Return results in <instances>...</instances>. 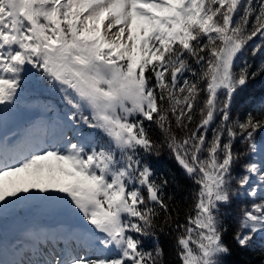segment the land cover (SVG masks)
Here are the masks:
<instances>
[{
    "label": "snow or ice",
    "instance_id": "obj_1",
    "mask_svg": "<svg viewBox=\"0 0 264 264\" xmlns=\"http://www.w3.org/2000/svg\"><path fill=\"white\" fill-rule=\"evenodd\" d=\"M253 41L264 56V0H0V121L29 78L67 109L0 139V214L31 199L77 218L44 264H165L166 231L178 264H224L234 204L236 244L264 238V114L233 115L264 74L236 68ZM162 146L194 185L183 218L147 160Z\"/></svg>",
    "mask_w": 264,
    "mask_h": 264
},
{
    "label": "rangeland",
    "instance_id": "obj_2",
    "mask_svg": "<svg viewBox=\"0 0 264 264\" xmlns=\"http://www.w3.org/2000/svg\"><path fill=\"white\" fill-rule=\"evenodd\" d=\"M238 63L239 60L237 61ZM49 108L56 113L67 110L58 92L45 85L42 81L29 78L25 82L24 90L17 101L16 107L7 114L5 120L0 121V139L5 136L20 139L34 122L39 121L41 118L46 119L51 114L48 111ZM83 130L85 132L88 131L86 128ZM31 191L36 190H30L29 195H31ZM56 213H70L72 215L66 207L60 204L31 199L14 205L6 213L0 214V248L3 244H9L16 239L14 245L0 251V260H32L44 264L46 261L54 260V256H57L58 253L62 252V254H65L66 251L70 250L72 247L66 244V241L62 238L69 228L47 229L33 227L20 234L10 231L11 224L15 222H20L33 216L45 218ZM74 218L78 222L77 218ZM254 241L264 244V238L261 237L255 238Z\"/></svg>",
    "mask_w": 264,
    "mask_h": 264
},
{
    "label": "trees",
    "instance_id": "obj_3",
    "mask_svg": "<svg viewBox=\"0 0 264 264\" xmlns=\"http://www.w3.org/2000/svg\"><path fill=\"white\" fill-rule=\"evenodd\" d=\"M249 42L239 63L236 64L237 70L243 66V59H247L252 64V70L256 68L258 63L264 56L258 54L253 57L251 48L254 43ZM252 112L257 118L264 114V74L257 75L255 79H249L247 85L238 90L233 99V115L239 114L241 118L247 113ZM199 119V117H197ZM211 133H209V136ZM153 139H159V132L154 130ZM240 147L239 143L236 145ZM157 176H163L169 179V186L166 189V196H173L174 203L181 209V217L183 218L184 210L190 203V193L193 189V182L179 168L172 154L166 147H160L158 154L154 152L147 157ZM188 198L185 200V198ZM239 215V206L234 204L231 209V216L226 220L228 231L224 234V241L230 247L231 254L224 258V264H260L264 259V246L256 241L247 248H240L233 234L236 231V220L234 217ZM159 243L164 249L165 264H178L176 251L174 247L175 233L165 232L159 235ZM152 246V245H148Z\"/></svg>",
    "mask_w": 264,
    "mask_h": 264
},
{
    "label": "water",
    "instance_id": "obj_4",
    "mask_svg": "<svg viewBox=\"0 0 264 264\" xmlns=\"http://www.w3.org/2000/svg\"><path fill=\"white\" fill-rule=\"evenodd\" d=\"M35 224L48 227H56L59 225L75 226V222L70 215L57 214L53 218L47 217L44 221L38 218H32L18 224H13L11 229L12 231L21 232Z\"/></svg>",
    "mask_w": 264,
    "mask_h": 264
}]
</instances>
